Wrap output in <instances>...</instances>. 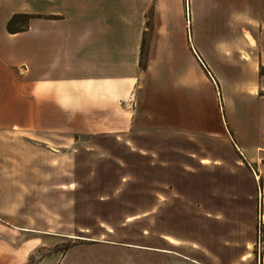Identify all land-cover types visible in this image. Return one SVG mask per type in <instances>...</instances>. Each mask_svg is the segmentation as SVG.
Returning a JSON list of instances; mask_svg holds the SVG:
<instances>
[{"label":"rangeland","instance_id":"rangeland-1","mask_svg":"<svg viewBox=\"0 0 264 264\" xmlns=\"http://www.w3.org/2000/svg\"><path fill=\"white\" fill-rule=\"evenodd\" d=\"M91 1L142 28V67L116 110L0 128V264H146L139 246L169 238L181 252L201 242L207 256L263 259L264 157L233 145L247 124L262 137L241 15L231 0Z\"/></svg>","mask_w":264,"mask_h":264},{"label":"crops","instance_id":"crops-1","mask_svg":"<svg viewBox=\"0 0 264 264\" xmlns=\"http://www.w3.org/2000/svg\"><path fill=\"white\" fill-rule=\"evenodd\" d=\"M90 1L0 0V128L45 126L52 131L56 124H64L52 118L53 112L116 110L123 95L130 93L141 67L142 28L123 20L119 12L107 14L99 1ZM78 3L80 11L75 8ZM86 3L96 6L90 10ZM231 4L232 12L241 15L240 27L250 33L244 35L248 52L241 54L239 63L248 79L245 88L256 82L264 91V0H231ZM17 13L36 16L27 30L10 33L7 23ZM252 92L248 97L261 104L257 119L262 137H254L247 124L233 139L247 160L264 157V96ZM247 111L252 120V109ZM169 242V248L139 246L146 264H264V253L258 261L254 253L227 251L219 242L216 248H223L226 260L218 253L207 256L201 242L192 253L175 250L174 239Z\"/></svg>","mask_w":264,"mask_h":264},{"label":"trees","instance_id":"trees-1","mask_svg":"<svg viewBox=\"0 0 264 264\" xmlns=\"http://www.w3.org/2000/svg\"><path fill=\"white\" fill-rule=\"evenodd\" d=\"M35 16L32 14H27V13H17L14 14L8 21L7 23V30L10 33H17V32H22L25 31L29 28V23L30 20L32 18H34ZM143 49H144V45L142 47V56H141V60L143 57ZM142 67V65H141Z\"/></svg>","mask_w":264,"mask_h":264},{"label":"water","instance_id":"water-1","mask_svg":"<svg viewBox=\"0 0 264 264\" xmlns=\"http://www.w3.org/2000/svg\"><path fill=\"white\" fill-rule=\"evenodd\" d=\"M189 39H190V37H189ZM192 49H193L198 61L200 62L202 68L206 71L208 76L215 82V79H214L213 75L211 74L210 70L208 69L207 65L203 62V60L201 59L200 55L196 52V50L193 47H192Z\"/></svg>","mask_w":264,"mask_h":264},{"label":"bare ground","instance_id":"bare-ground-1","mask_svg":"<svg viewBox=\"0 0 264 264\" xmlns=\"http://www.w3.org/2000/svg\"><path fill=\"white\" fill-rule=\"evenodd\" d=\"M189 2V1H188ZM189 4V3H188ZM189 13H190V9H189Z\"/></svg>","mask_w":264,"mask_h":264}]
</instances>
